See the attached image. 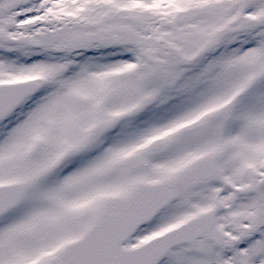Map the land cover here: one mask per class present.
I'll return each instance as SVG.
<instances>
[{
	"label": "snow or ice",
	"instance_id": "6c2138e0",
	"mask_svg": "<svg viewBox=\"0 0 264 264\" xmlns=\"http://www.w3.org/2000/svg\"><path fill=\"white\" fill-rule=\"evenodd\" d=\"M0 264H264V0H0Z\"/></svg>",
	"mask_w": 264,
	"mask_h": 264
}]
</instances>
